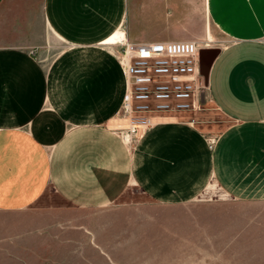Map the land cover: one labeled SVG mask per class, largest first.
I'll use <instances>...</instances> for the list:
<instances>
[{"label": "crops", "instance_id": "0c3cea01", "mask_svg": "<svg viewBox=\"0 0 264 264\" xmlns=\"http://www.w3.org/2000/svg\"><path fill=\"white\" fill-rule=\"evenodd\" d=\"M193 2L40 1L64 49L45 66L0 45V212L31 207L49 185L72 207L102 208L132 179L169 198L215 178L234 204L264 205V0H204V23ZM210 27L228 44L208 66L207 97L231 125L209 148L190 122L156 115L132 150L118 134L129 127L119 42L209 41Z\"/></svg>", "mask_w": 264, "mask_h": 264}, {"label": "rangeland", "instance_id": "374dc122", "mask_svg": "<svg viewBox=\"0 0 264 264\" xmlns=\"http://www.w3.org/2000/svg\"><path fill=\"white\" fill-rule=\"evenodd\" d=\"M40 1L14 0L16 7L0 8V45H20L47 66L64 45L49 29ZM203 7L204 0L192 3L197 21H204ZM210 28L209 41H201L219 51L227 38ZM212 58L201 53L200 71ZM202 74L197 108L155 116L190 122L213 148L232 121L208 99ZM126 128L118 134L134 150L146 128L128 143ZM0 264H264V205L234 204L215 178L196 194L169 198L151 196L132 179L113 202L93 209L72 207L49 185L31 207L0 212Z\"/></svg>", "mask_w": 264, "mask_h": 264}, {"label": "built area", "instance_id": "2783aa9c", "mask_svg": "<svg viewBox=\"0 0 264 264\" xmlns=\"http://www.w3.org/2000/svg\"><path fill=\"white\" fill-rule=\"evenodd\" d=\"M119 44L123 45L119 59H125L128 79L121 105L122 116L129 120L127 143L133 142L140 129L152 125L155 114L184 113L198 107L205 86L199 50L208 48L207 42Z\"/></svg>", "mask_w": 264, "mask_h": 264}, {"label": "water", "instance_id": "95a60500", "mask_svg": "<svg viewBox=\"0 0 264 264\" xmlns=\"http://www.w3.org/2000/svg\"><path fill=\"white\" fill-rule=\"evenodd\" d=\"M202 52H207L208 54L211 53L212 56L214 57L218 53V49H212V48H210V49H201L200 52H199V56H201ZM202 72L205 75V81H207L208 70H203Z\"/></svg>", "mask_w": 264, "mask_h": 264}, {"label": "bare ground", "instance_id": "6f19581e", "mask_svg": "<svg viewBox=\"0 0 264 264\" xmlns=\"http://www.w3.org/2000/svg\"><path fill=\"white\" fill-rule=\"evenodd\" d=\"M121 62H122L123 68L125 70V59L124 60H121ZM125 73H126V71H125ZM126 75H127V73H126ZM127 84H128V79H127Z\"/></svg>", "mask_w": 264, "mask_h": 264}]
</instances>
